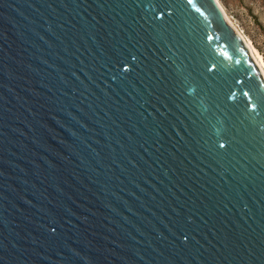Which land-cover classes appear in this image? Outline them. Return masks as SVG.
I'll return each instance as SVG.
<instances>
[{"label": "water", "instance_id": "1", "mask_svg": "<svg viewBox=\"0 0 264 264\" xmlns=\"http://www.w3.org/2000/svg\"><path fill=\"white\" fill-rule=\"evenodd\" d=\"M245 92L216 0H0V264H264Z\"/></svg>", "mask_w": 264, "mask_h": 264}, {"label": "rangeland", "instance_id": "2", "mask_svg": "<svg viewBox=\"0 0 264 264\" xmlns=\"http://www.w3.org/2000/svg\"><path fill=\"white\" fill-rule=\"evenodd\" d=\"M231 26L264 64V0H216Z\"/></svg>", "mask_w": 264, "mask_h": 264}, {"label": "snow or ice", "instance_id": "3", "mask_svg": "<svg viewBox=\"0 0 264 264\" xmlns=\"http://www.w3.org/2000/svg\"><path fill=\"white\" fill-rule=\"evenodd\" d=\"M189 2V0H188ZM211 70H214V69H211ZM246 98H247V108L250 112H256L257 111V108L264 104V99L262 100H258L257 102H253L252 99L249 97L248 93H244L243 94ZM221 148L225 147V145L221 144L220 145Z\"/></svg>", "mask_w": 264, "mask_h": 264}, {"label": "bare ground", "instance_id": "4", "mask_svg": "<svg viewBox=\"0 0 264 264\" xmlns=\"http://www.w3.org/2000/svg\"><path fill=\"white\" fill-rule=\"evenodd\" d=\"M223 13H224V12H223ZM225 19H226V17H225ZM226 20H227V19H226ZM227 22L231 25V22H229L228 20H227ZM244 42H245V41H244ZM245 44H246V43H245ZM246 45H247V44H246ZM247 47H248V49H249V51H250V55H251V57L253 58V60L255 61L256 65H257L258 68L260 69L261 74H262V76H263V78H264V64H263L261 58H260L257 54L253 53V51H252V49L250 48V46L247 45Z\"/></svg>", "mask_w": 264, "mask_h": 264}]
</instances>
